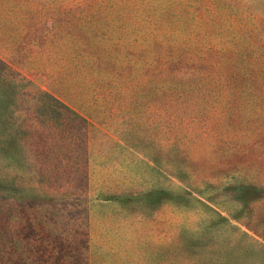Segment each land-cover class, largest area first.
<instances>
[{
    "label": "rangeland",
    "instance_id": "obj_1",
    "mask_svg": "<svg viewBox=\"0 0 264 264\" xmlns=\"http://www.w3.org/2000/svg\"><path fill=\"white\" fill-rule=\"evenodd\" d=\"M0 264H264V0H0Z\"/></svg>",
    "mask_w": 264,
    "mask_h": 264
},
{
    "label": "trees",
    "instance_id": "obj_2",
    "mask_svg": "<svg viewBox=\"0 0 264 264\" xmlns=\"http://www.w3.org/2000/svg\"><path fill=\"white\" fill-rule=\"evenodd\" d=\"M0 64H4V62L0 59Z\"/></svg>",
    "mask_w": 264,
    "mask_h": 264
}]
</instances>
